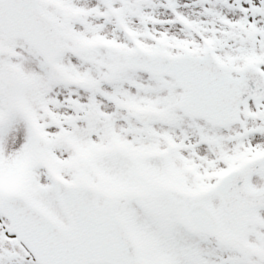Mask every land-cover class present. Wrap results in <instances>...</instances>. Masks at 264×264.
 I'll list each match as a JSON object with an SVG mask.
<instances>
[{
  "label": "snow or ice",
  "instance_id": "snow-or-ice-1",
  "mask_svg": "<svg viewBox=\"0 0 264 264\" xmlns=\"http://www.w3.org/2000/svg\"><path fill=\"white\" fill-rule=\"evenodd\" d=\"M0 264H264V0H0Z\"/></svg>",
  "mask_w": 264,
  "mask_h": 264
}]
</instances>
